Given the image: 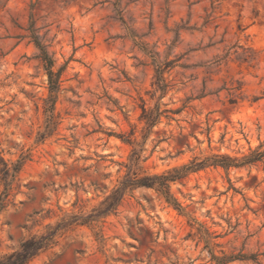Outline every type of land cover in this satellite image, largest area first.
<instances>
[{"label": "rangeland", "instance_id": "374dc122", "mask_svg": "<svg viewBox=\"0 0 264 264\" xmlns=\"http://www.w3.org/2000/svg\"><path fill=\"white\" fill-rule=\"evenodd\" d=\"M114 1L0 0V158L10 172L21 162L5 189L0 160V256L65 221L26 264H264V160L171 182L182 211L138 187L107 215L71 220L119 184L133 148L141 175L264 149V0H121L124 23ZM30 14L63 66L49 127L46 71L20 37ZM138 41L172 61L163 93ZM143 107L161 112L152 127Z\"/></svg>", "mask_w": 264, "mask_h": 264}, {"label": "trees", "instance_id": "16d2710c", "mask_svg": "<svg viewBox=\"0 0 264 264\" xmlns=\"http://www.w3.org/2000/svg\"><path fill=\"white\" fill-rule=\"evenodd\" d=\"M114 18L120 20L124 23L123 18V8L121 7V0H115L112 3ZM28 32L27 35H21V38L28 37L31 42H33L34 46L38 50L37 57L42 62L44 69L47 75V85H48V96L44 100V112L46 114V122L48 127L54 124V105L57 100V93L60 89V75L63 70V66L60 67L57 71L53 70L54 59L49 51V43L46 42L47 32L41 34L40 27H36L35 19L33 15L30 14L29 24L26 27ZM130 36L141 38L138 36L132 29H129ZM137 44L153 58V62L155 64V79L157 87L162 91H165L167 87V83L163 77V72L166 68L170 67L172 61L167 60L163 63H157L156 56L157 52L147 50L144 43L138 41ZM232 102V99H231ZM142 118L145 120L148 127H152L157 119L159 118L160 111L156 109L154 114H152V110H146L144 107L142 108ZM127 142L129 139H125ZM263 143H260L254 150L251 151L249 155L244 156L241 160H236L235 158H231L228 155H213L208 156L203 159H198L194 157L189 163L183 164L179 167H174L171 170L160 173V174H140L136 170H132L133 167L138 165L140 159V151L141 148L136 149L133 148L128 163V171L125 173L123 178L119 181V184L101 201L100 205L92 210L91 213L84 217H79L77 215L71 216L72 221H76L81 218V222H90L96 220L108 213L114 211L117 206L120 204L123 195L127 191H131L134 188L145 187V188H153L155 189L161 196L164 197L165 201L171 205H173L178 211H182V206L177 202V200L173 197L170 192V183L176 180H181L185 178L189 173L204 168L210 165H220L225 169L231 166H240L245 164H252L257 161L264 160V149L260 150ZM1 163L4 167L1 169V180L4 183L5 189L8 188L9 185V177L13 176L15 172L19 170L21 162H17L13 165L12 172H10V168L7 167V164L0 158ZM7 194L4 193L5 197ZM3 198H0V207L3 205ZM65 221L59 222L55 227H49L46 233L40 235H32L24 240H22L19 244V247L10 252L0 256V264H26L33 257L38 255L42 250L46 249L53 242L54 236L56 235L57 230L61 225H64ZM259 253H237V254H223L221 256H217L211 253V257L216 261L217 264H225L229 261L233 260H242L249 261L256 264H260L258 260Z\"/></svg>", "mask_w": 264, "mask_h": 264}]
</instances>
